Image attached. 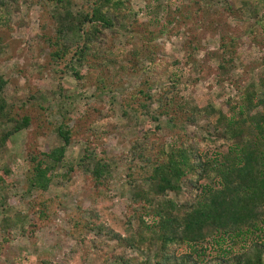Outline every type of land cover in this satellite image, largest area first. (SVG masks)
<instances>
[{"label": "rangeland", "instance_id": "1", "mask_svg": "<svg viewBox=\"0 0 264 264\" xmlns=\"http://www.w3.org/2000/svg\"><path fill=\"white\" fill-rule=\"evenodd\" d=\"M91 1L71 0L68 12L73 16L84 13ZM122 2L125 11L118 14L115 24L123 23L129 31L117 26L106 30L96 44L101 50L94 68L76 66L80 80L63 71L61 63L55 70L47 63L46 39L54 36L56 28L48 18L52 3L17 0L7 4V27L0 30V80L4 81L0 98L14 104L13 114L26 112L31 123L0 147V168L5 166L9 172L8 185L0 192V239H8L0 244V264H112L111 256L136 258L135 251L83 226L94 221L121 232L133 207L130 196L143 184L138 177L144 175L138 168L141 164L131 158L129 147L140 129L153 131L155 123L140 111L137 125L131 122L133 116L121 115L136 111L137 101L131 98L134 89L147 80L143 90L155 95L163 85L169 88L166 78L170 76L176 87L168 95L178 104L211 105L226 112L224 101H236L241 88L249 83L256 86L257 79L264 77L261 0ZM133 53L138 54L136 70L123 72L120 67L130 66ZM148 60L154 64L152 70ZM31 102L44 111L32 108ZM158 118L162 129L154 130V137L168 143L173 131L164 127L163 117ZM62 122L72 131L64 161L46 192L24 194L27 155L59 145L54 133ZM173 130L179 132V128ZM184 130L214 134L204 119ZM85 143L94 153L101 150L110 166L102 200L89 175L75 167ZM67 166L73 170L63 179ZM129 168L134 172L130 180L125 176ZM186 195L185 188L177 196L169 194L178 203ZM40 205L46 208L42 220L37 211ZM93 210L97 220H93ZM143 220L150 224L147 218ZM131 225L135 231L141 227L136 221ZM141 229L142 237L152 236ZM151 252L140 253V260L149 261Z\"/></svg>", "mask_w": 264, "mask_h": 264}, {"label": "trees", "instance_id": "2", "mask_svg": "<svg viewBox=\"0 0 264 264\" xmlns=\"http://www.w3.org/2000/svg\"><path fill=\"white\" fill-rule=\"evenodd\" d=\"M9 1L16 4L17 0H0V30L7 27ZM47 1L52 3L48 18L56 25L54 36L46 39L47 63L53 70L61 63L63 71L78 80L81 77L76 66L94 68V60L100 57L101 50L96 44L106 30L117 26L129 31L123 23L115 24L118 14L125 11L122 0H92L86 12L75 16L68 12L71 0ZM68 35L71 39H66ZM137 56L133 53L130 66L120 69L133 73ZM148 64L152 70L153 62L148 60ZM166 81L169 88L163 85L153 95L150 90H143L148 87V81L143 80L131 94L132 101H137L136 111L121 112L126 119L128 115L133 116L131 122L137 125L136 115L140 111V115L155 123L156 131L162 129L158 117H163L164 127L173 131L166 143L154 137V130L140 129L139 137L130 145L131 158L141 164L138 168L144 175L138 174L143 184L130 196L133 207L120 226L121 232L94 221L84 222L83 226L137 254L132 259L111 256L112 264H264V77L257 79L256 86L249 83L241 88L236 101H224L226 112L222 107L214 109L211 105L198 108L187 102L178 104L168 95L176 87V80L168 76ZM3 85L4 81L0 80V92ZM151 102L156 106H150ZM23 105L18 111H22ZM31 107L44 111L33 102ZM12 110L14 104L0 98V147L31 123L26 112L20 116ZM202 119L213 126V135L185 132V126H196ZM178 128L179 132H174ZM54 135L59 145L27 155V169L22 174L26 195L46 192L64 161L72 131L62 122L56 126ZM87 146L85 143L81 148L75 167L83 168L89 175L102 200L110 166L102 158L101 150L94 153V148ZM72 170L67 166L61 178L67 179V173ZM8 174L5 166L0 168V192L8 185L5 184ZM132 174L129 168L125 176L130 180ZM183 188L187 194L183 202L178 203L169 196L179 195ZM37 211L39 220L45 218L43 205ZM92 216L93 220L98 219L94 210ZM143 218L150 224L146 225ZM131 221L141 227L135 231ZM142 227L152 232V236L142 237ZM7 240L1 238L0 244ZM148 250H152L151 259L140 260V253Z\"/></svg>", "mask_w": 264, "mask_h": 264}]
</instances>
